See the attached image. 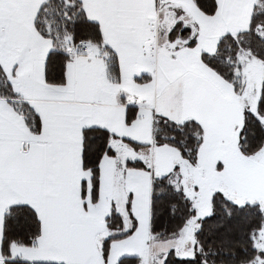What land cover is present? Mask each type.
<instances>
[{
    "label": "snow or ice",
    "instance_id": "snow-or-ice-1",
    "mask_svg": "<svg viewBox=\"0 0 264 264\" xmlns=\"http://www.w3.org/2000/svg\"><path fill=\"white\" fill-rule=\"evenodd\" d=\"M0 264H264V0H0Z\"/></svg>",
    "mask_w": 264,
    "mask_h": 264
}]
</instances>
